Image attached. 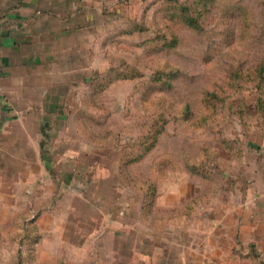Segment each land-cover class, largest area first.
<instances>
[{
  "label": "rangeland",
  "instance_id": "rangeland-1",
  "mask_svg": "<svg viewBox=\"0 0 264 264\" xmlns=\"http://www.w3.org/2000/svg\"><path fill=\"white\" fill-rule=\"evenodd\" d=\"M74 3L64 130L0 154V264H264V81L230 76L264 0Z\"/></svg>",
  "mask_w": 264,
  "mask_h": 264
},
{
  "label": "crops",
  "instance_id": "crops-1",
  "mask_svg": "<svg viewBox=\"0 0 264 264\" xmlns=\"http://www.w3.org/2000/svg\"><path fill=\"white\" fill-rule=\"evenodd\" d=\"M5 1L7 12L0 18V154L10 145L25 146L37 148L40 158L49 136L53 141L64 130L65 85L80 66L79 24L77 29L74 24L79 13L74 0Z\"/></svg>",
  "mask_w": 264,
  "mask_h": 264
},
{
  "label": "trees",
  "instance_id": "trees-1",
  "mask_svg": "<svg viewBox=\"0 0 264 264\" xmlns=\"http://www.w3.org/2000/svg\"><path fill=\"white\" fill-rule=\"evenodd\" d=\"M92 73V72H91ZM95 72H93L94 74ZM239 76L243 77L246 75L247 77L252 78L254 81H264V56H258L256 57L250 66L248 68L244 66H240L237 68V70L231 69L230 76ZM85 81L89 82L91 81V74L85 77ZM257 85V84H256ZM257 89L259 86L256 87Z\"/></svg>",
  "mask_w": 264,
  "mask_h": 264
},
{
  "label": "built area",
  "instance_id": "built-area-1",
  "mask_svg": "<svg viewBox=\"0 0 264 264\" xmlns=\"http://www.w3.org/2000/svg\"><path fill=\"white\" fill-rule=\"evenodd\" d=\"M2 92V84H1V82H0V93Z\"/></svg>",
  "mask_w": 264,
  "mask_h": 264
}]
</instances>
